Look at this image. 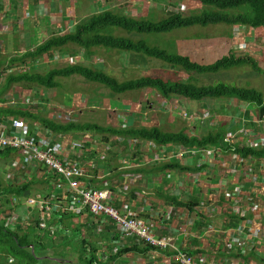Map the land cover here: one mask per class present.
Returning a JSON list of instances; mask_svg holds the SVG:
<instances>
[{"label":"rangeland","instance_id":"1","mask_svg":"<svg viewBox=\"0 0 264 264\" xmlns=\"http://www.w3.org/2000/svg\"><path fill=\"white\" fill-rule=\"evenodd\" d=\"M38 6L39 12L37 8ZM104 10H113L118 16H130L137 20L158 22L165 19L168 11H177L185 17H189L199 15L202 12L203 7L200 4L190 3V1L187 0H148V2H142V5L138 3V0H63V2H60V0H0V60L4 59L6 63V60L9 58L23 54L28 48L33 49L37 45L43 43L47 40V37L49 38L48 32H52L51 35H53V29L49 28V30L46 31L41 22L38 21L42 13H45L48 16L47 18L51 20L59 15L68 17V19H71V30L74 32L78 25L87 22L94 14ZM25 18H27L29 24H24L22 22ZM12 26H14L16 33H14L15 31H12ZM36 26H41L42 31L41 34L33 36L34 34L31 30ZM62 26L64 27V24H62ZM239 29L241 28L229 27L223 24L209 25L207 27L193 26L184 29H176L158 35H134L133 39L146 41L149 45L159 47L169 53L170 49L168 50V47H173L175 49L176 46L179 47V49L172 50L171 53H176L177 51L190 56L200 50L201 52L207 51L208 48L200 47V44L216 38L215 40L218 42L219 51L212 54L213 59L217 60L223 58V56H229V50L235 47V49H241L244 56H248L257 61L260 66H264V30L260 29L255 31L245 28L241 29L240 33L237 34ZM56 32L58 33L60 30L57 28ZM226 32L230 33L231 36L225 35L221 37V39L220 37H217V35L221 36L222 33ZM234 33L236 34L234 36L236 39L233 38ZM117 35H123L124 37L127 36L122 32ZM179 44L182 46H178ZM124 55L126 56L127 53H123L122 56L119 57L118 53L115 52L103 54V51H99L97 53H92V55L89 56L84 54L83 51L79 50L76 46L69 45L66 48L54 51L51 59L41 58L35 63L28 64V66H31L32 68L36 67L37 73L39 74H45L55 68L69 67L73 65H81L94 70L102 69L101 67H98V65H102L103 70L99 71H104L108 76L115 78L121 83L139 79L141 77L158 78L161 80L180 79V76L178 74L176 75L174 71L161 60L145 59V62H143L144 60L140 61L136 67H132L127 63H124L128 61L124 60V58H126ZM197 59L198 58H194V61L199 62ZM28 66L25 68L16 67L13 71H9L8 74L23 71L27 69ZM198 78L202 82L204 79L205 83L203 82V84L207 83L206 85L214 86L223 84L241 89L251 88L264 96V74L255 73L248 67H235L218 73L204 74L203 78ZM3 80L4 77H1L0 87L3 85ZM57 81L59 87L55 89H43L36 85H13L9 93H7V97H5L7 98L8 103L11 101L6 107L17 105L16 108H21L38 119L35 122H30L28 120L19 122L14 119H9L11 135L8 138L22 135L20 130L22 127H25L27 129L26 133L36 141L41 140L45 142L47 140L51 145H57L64 150L70 148L71 152H77L80 156L82 153L83 156L93 155L90 160L92 162L90 167H95L100 161H102L103 164H107L109 167L113 166L122 173V178L120 180L122 184L121 188L128 186L130 184V179L134 181L142 180L143 177L147 178L149 176L148 173L151 174L153 169L155 170V174L156 172L167 173L162 175V178L169 177V175L171 176V173L169 172H173L174 170L183 171L186 167L183 160L186 158L200 157L206 160V156H210L205 151L206 147H185L180 144L156 146L153 144L154 146L148 147L147 150L145 149L149 154L144 153V166H139L137 164V156H139V153L138 149H135V143L133 144L134 146L129 145L127 147L126 144L123 146V144L112 142L113 138L114 141L117 142L116 138L121 137L110 136V138H112V140L110 139V142L100 144L102 142L101 137L103 136L92 132L70 133L67 138L63 137L65 135H62L63 138L60 137L61 135H54L46 129L39 120H49L61 125L71 123L81 125L96 124L105 128L109 127L122 130L120 127L121 125H119L118 116L122 115L121 111L129 110L126 101L131 102L130 109L134 112L131 113L132 115L145 113L146 111L143 109L144 107L147 110H149V108L157 109L163 104V99L159 97L156 91L151 89L116 95L111 93L105 87L93 82H88L79 76H72L68 79L59 78ZM139 104H141L142 108L139 107ZM173 107L174 103L170 106H166V103H164L160 110H167V112H169L168 116L159 113V110L153 112L156 117L150 112L145 115V119H142L143 121L146 120L150 122L147 124L148 128H150L149 126L157 127L166 133L181 132L187 137L197 138L199 140L214 137L216 135V129L211 128L213 127V123L207 118L209 117L208 112L202 111L201 116L203 117L197 114V116H195L196 118L192 119L189 116V113L183 108H180L177 104L176 107L179 109L178 112L174 113V111L171 110ZM250 108L254 110L257 109L256 106H250ZM171 115H174V117ZM142 119H138L137 123H134L135 120L131 121L134 126L143 127L141 126V123L143 122L141 121ZM220 121L226 122L229 120H218V122ZM231 121L232 120H230V122ZM250 121L251 123L255 122L253 118H251ZM256 125L260 129H264L263 124L260 125L258 123ZM235 126L236 123L228 125L226 134H223L220 142L225 143V141L228 140L225 144L234 152V155L240 159V162L243 163V161L252 157H243L238 151H236V145L239 144L236 138H238L240 134L236 136L234 133L233 130ZM210 131L214 134L207 135ZM260 136L262 137V132L260 133ZM55 137H58V142L61 144L54 141ZM239 139H241V137H239ZM82 143L85 144L86 148L82 147ZM1 144H8L11 146L25 145L28 147L32 145L30 141H25L20 137L8 141H2ZM63 144H66V146L63 147ZM150 150H154V152L152 153ZM15 156H19V158L16 160L15 157L13 159V155H10L9 157L0 155V186H20L27 182H32L33 186L31 187L30 192L26 193L23 197L0 196V227L11 231H15L17 227H20L24 228V231H26L28 230L27 228L33 224V220L38 217L40 223L38 225L39 230L37 234L42 235L47 231L49 234L46 235L52 236L53 244H57L50 250L48 256L55 258L54 254L62 255V257L50 261L48 264H77L78 240L72 237L74 243H68L66 246H61V243L68 240V237L72 236L70 231L75 227H78L79 221H70L63 217L62 228H64V230L66 228L68 229L66 233L64 232V235L57 236L55 233L57 230L52 229L54 226L52 225V220L55 212L77 214L69 211L67 205L64 204L63 206L61 201L53 200L52 198H54V196L49 198L46 197L49 193V187L37 179L38 174L41 176L47 170L43 164H33L27 156ZM40 161L44 162L47 166H50L46 163L44 157H41ZM59 164L60 168L64 169L63 165L61 163ZM176 165L178 166L176 169L173 167L164 168L166 166ZM115 166H118V168ZM16 167H19L20 170H17L18 172H13ZM120 172L114 174L115 180L112 181V183L115 186L119 183L118 173ZM90 173L93 174V171H90ZM114 175H111V177ZM87 183H89V181ZM51 186L54 188L53 192L55 196L59 195L60 197L65 195L64 190L61 191L56 189V186ZM126 189L127 187L124 189V197H127ZM55 192L60 193L56 195ZM152 193L153 195L150 196L152 200H150V202L153 203L155 198L160 197L161 194L160 191H152ZM6 200L8 202H6ZM106 201L109 205L116 206L113 203L114 199H109L108 197ZM125 202L127 203V200ZM144 202L147 203V200L144 199ZM47 207L50 208L49 211L46 210ZM174 209L176 208L174 207ZM87 211L97 220H100L102 217L94 216L89 209H87ZM197 213L199 215H204L207 218H211L213 215V208L202 206L197 210ZM120 215L123 216L124 214L120 212ZM129 215L131 220L147 227L148 232L141 238L134 234L128 238H132L144 248L166 257L169 264H187L185 262H189V264H207L206 262H203L200 257L196 258L195 255L187 250L178 248L170 239L155 237L152 234L150 223H147L146 220L138 214L131 213ZM13 216L15 217V220L11 219ZM215 218L216 212L213 219ZM55 221L59 220L57 219ZM108 221L111 222L110 220ZM42 223L45 225L44 228L40 226ZM111 228L114 231V228ZM243 230L244 228H241L242 232ZM91 233H93V231H84L83 234L86 235L87 239L90 238L93 244L99 246L98 256L100 255V257L103 258L105 255L108 257L110 255V250L113 252L115 249L116 251L119 249V247H117V242L114 243V246H110L108 243L100 245L101 236L93 238L91 237ZM115 235L117 237L116 241H118V235L116 233ZM147 238H151L154 244L150 243ZM130 240H127L125 244ZM43 243L46 244L45 241H43ZM226 247V239L220 238V242L217 244L215 251H217L218 248H224V257H227L228 252L226 251ZM208 254L210 255V252H208ZM6 255L8 254L3 247V250L0 249V262H2L1 257H5ZM229 255L230 257L239 258L232 251L229 252ZM124 258L126 261L123 264H129L131 262L130 258ZM156 258L162 260L159 256H156ZM203 258L205 259L204 256ZM121 260L122 257L120 258V261ZM11 261L12 260L9 259V262ZM163 263H165V261H163ZM112 264H117V262ZM134 264L142 263H137L134 260Z\"/></svg>","mask_w":264,"mask_h":264},{"label":"trees","instance_id":"2","mask_svg":"<svg viewBox=\"0 0 264 264\" xmlns=\"http://www.w3.org/2000/svg\"><path fill=\"white\" fill-rule=\"evenodd\" d=\"M190 3L200 4L203 7L202 12L199 15L185 17L181 13L167 12L165 19L158 22H150L145 20H137L130 16H118L113 10H104L102 12L94 14L87 22L78 25L74 32L66 33L62 36H51L40 45H37L33 49L28 48L23 54L16 55L9 58L8 60H0V78L4 77L3 85L0 87V138H8L11 135L10 130L8 131L9 119H14L19 122L28 120L30 122L36 121V118L31 113L16 108L12 105L6 107L11 101L7 98V93L13 85H24V86H40L43 89H55L59 87L58 79H68L72 76H79L88 82H93L97 85L103 86L108 89L111 93L116 95H123L127 93L137 92L145 89H151L156 91L159 96L163 99L173 98H186L190 101H201V100H219V99H231L240 101L248 104L249 106H256L258 110V117L264 122V96L258 91L246 88H236L223 84L214 86H196L194 85V79L191 77L193 74H211L218 73L231 68L248 67L253 72L258 74H264V66L254 59L248 56H235L229 54L227 57L217 60L211 65L201 66L198 65L187 57H182L177 54H170L159 47L151 46L146 41L134 40V35H158L162 33H168L176 29H184L193 26L207 27L209 25L223 24L229 27H244L252 30H264V0H187ZM124 33L127 36L117 35L118 33ZM69 45L76 46L79 50L83 51L84 54L89 56L92 53L103 51V54H109L115 52L118 54L127 53V56H138L143 59H155L161 60L166 65L171 66L174 69L180 70L186 75H189V81L170 82L164 81L158 78L141 77L135 80H129L126 82H118L115 78L108 76L104 71L90 69L81 65H73L63 68H55L46 72L45 74L37 73L36 67L28 66V64L35 63L41 58H50L52 53L56 50H61ZM125 60V59H124ZM5 64V66H4ZM19 65V66H17ZM34 65V64H33ZM32 65V66H33ZM4 66V67H3ZM27 69L17 72L10 73L16 67ZM40 123L48 129L54 135H68L70 133H89L101 134L103 143L109 141L110 136L129 138L134 140L136 146L139 147L142 142H148L156 146H163L169 144H180L185 147H207L222 143L221 138L223 137L222 132L216 134L214 137L206 139H197L187 137L181 132L177 133H166L157 127H128L125 130H118L115 128L101 127L96 124H58L49 120H39ZM10 125V124H9ZM138 142V143H137ZM263 147L260 150H254L245 148L243 145H236V151L243 157H252L259 161L264 160V131H263ZM82 147L86 148L83 145ZM17 151L11 149L9 146H0V155L9 157L13 155V159L19 158L15 155ZM83 155H81V158ZM102 165L103 163L100 162ZM98 165V164H97ZM98 165V166H99ZM98 166L86 167L85 173L88 176L86 182L89 181V185H92L95 189H104L113 193L106 186L102 188L96 187V176L98 178ZM175 168L176 166H166V168ZM19 167H16L13 172H18ZM116 170L117 169H111ZM93 171V174L90 173ZM95 171V172H94ZM115 172V171H112ZM93 175L94 179L90 180V176ZM43 180H39L41 183L49 186L48 195L46 197H53V200L61 201L63 206L66 204L70 207V192L67 187H62L65 191L64 196H55L53 192L52 183L59 180L58 176H46L42 177ZM95 183L93 184L92 183ZM64 183V181H62ZM32 182H27L22 185H6L0 186V196H11V197H23L26 193H29ZM52 189V191H51ZM6 202H8L6 200ZM1 212V211H0ZM82 214L87 216L89 226L87 230L91 233V237H100V245L103 243L104 234L100 233L101 223L95 219L89 212L84 211L81 214H65L54 213L52 229L56 235H64L67 232V228H62L63 217L71 220L73 217H82ZM59 221H55V220ZM55 221V222H54ZM40 219L37 217L33 220V224L28 227L26 231L24 228L17 227L15 231L8 230L0 227V249L6 250L7 254L5 257H1V261L5 262L0 264H48L50 261L57 260L62 257L61 254H54L55 258L48 256V253L57 244H53L52 236L46 235L49 232H45L42 235L37 234L39 230ZM51 224V222H50ZM49 224V225H50ZM110 227V226H109ZM38 228V229H37ZM83 228H74L71 237L61 243V246H66L68 243L72 244L74 241L72 237L78 240V263L77 264H112L117 262L120 258H124L130 254H138L140 250L146 249L140 248V244L135 240H131L129 245H123L113 254L110 250V255L107 257L98 256L99 246L93 244L90 238L87 239L86 235L83 234L85 231ZM104 227L103 229H105ZM111 228V227H110ZM110 231V230H109ZM83 234V235H82ZM82 235V236H81ZM116 237V236H115ZM117 238V237H116ZM43 241L46 242L43 243ZM246 252L244 250L237 251L239 258L246 259ZM46 256V257H45ZM9 259L12 261L9 262Z\"/></svg>","mask_w":264,"mask_h":264},{"label":"crops","instance_id":"3","mask_svg":"<svg viewBox=\"0 0 264 264\" xmlns=\"http://www.w3.org/2000/svg\"><path fill=\"white\" fill-rule=\"evenodd\" d=\"M60 2H63V0H60ZM142 2H148V0H138L140 5H142ZM37 8L39 12V6ZM47 17L48 16L45 13H42L38 21L41 22L46 31H48L49 28L53 29V35H51L52 32H48L49 37L62 36L66 33L73 32L71 30V19H68V17L59 15L53 18V20L48 19ZM24 20L22 21L24 24H29L27 18ZM62 24H64V27ZM57 28L60 30L58 33L56 32ZM240 28L245 29L244 27ZM11 29L13 32L15 31L14 26H12ZM241 29H239L237 34L240 33ZM31 31L34 34L33 36H36L37 34H41L42 28L41 26H36ZM14 33H16V31ZM225 35L231 36L230 33L226 32L222 33L221 36L217 35V37H220L221 39V37ZM235 35L236 34L234 33V39H236L234 37ZM215 39L216 38L212 39L213 41L210 40L200 44V47L208 48L207 51H197L194 54H191V57L187 54L177 51L176 53H171L172 50L179 49V47L176 46L175 49L173 47H168V50L170 49V54H177L182 57H187L190 59V61L198 65H211L219 60L213 59L212 57L213 53L219 51L218 42ZM211 41L212 43L210 44ZM178 46L182 45L179 44ZM229 53L234 54L235 56L244 55L241 49H235V47L231 48L228 54ZM118 55L119 57L122 56L121 54ZM194 58H198L197 61L199 62L194 61ZM124 59L125 61L128 60L124 63H127L132 67H136L140 61L144 60L143 62H145V59L142 57L134 55H129ZM98 67L103 69L102 65H98ZM168 67L172 69L176 75L178 74L180 79H167L164 81H189V75H186L182 71L174 69L171 66ZM203 75L193 74L191 76L194 79V85L212 86L206 85L207 83L203 84L204 79L202 82L198 78H203ZM126 102L129 106V110L121 111L122 115L118 116L119 125H121L120 127L122 130L127 129L128 127L134 128L133 122L131 120H135L134 123H137L138 119H145V115L148 113L159 111L164 103H166V106H170L172 103H174V107L171 109L174 111V113L179 111V109L176 107L177 104L180 106V108H183L185 111H187L192 119H195L197 114L201 116L202 111L208 112L209 117L207 118H209L213 123V127L211 128H215V132L217 133L222 132V134H226L228 125L236 123L233 131L236 136L240 134L236 139L237 142H239V144L243 145L244 147L246 146L247 148L258 151L263 146L262 140L264 129H260L256 124L259 123L260 125H264V122L259 119L258 110L251 109L248 104L240 101L231 99L201 101H190L184 98H173V100L163 99V104L161 107L159 106L157 109L149 108V110L144 107L143 109H145L146 112L143 114L136 113L137 115L131 114L134 113L130 109L131 102ZM139 105V107L142 108L141 104ZM159 113H163V115L166 116L169 115V112L164 109H161ZM171 116L174 117V115ZM251 118H253L255 122L251 123ZM143 119L141 121H143ZM218 120L229 121L218 122ZM230 120L232 121L230 122ZM149 123V121L145 120L141 123V126L148 128L147 124ZM9 124L10 123H8V131L10 130ZM261 132L262 137L260 136ZM210 134L212 135L214 133L211 131L207 133V135ZM63 137L67 138L68 135ZM239 137H241V139H239ZM110 139L112 140V138ZM110 139L107 142H110ZM54 141L58 144H61L58 142V137H55ZM116 141L117 142H115L113 138V143H120L123 144V146L126 144L127 147L136 143L132 139L123 138H116ZM100 144L105 143L101 142ZM83 145L85 146V144ZM64 146H66V144H63V147ZM151 146L154 145L148 142H142L139 147H135V149H138V155L140 156H137V164L139 166H144V153H148L146 150ZM205 151L210 155L206 156V160L200 157L186 158L183 160L185 163L184 165L186 166L183 171L174 170L173 172H169L171 173V176L168 174L169 177L162 178V175L167 173L156 172L155 174V170L153 169L151 174L148 173L149 176L147 178L143 177L142 180L134 181L130 179V184L126 186L127 197L123 196L124 189L126 187L121 188L122 184L120 180L122 178V173L118 169L117 171L111 170L115 169L113 166L109 167L107 164L99 165L100 163H98V178L96 176V183L95 181L94 183L96 187L102 188L103 186H106L107 189H110L113 192V203L116 206L110 205L112 208L117 211H121L123 208V206H120L121 201L127 200L125 209H127L130 213L138 214L143 219H145L147 223H150L152 234L155 237L170 239L172 243L178 248L187 250L191 254L195 255L196 258L200 257L202 261L206 262L207 264H224L226 262L229 264H264V160L259 161L255 158H248L243 161V163H241L240 159L234 155V152L231 151L224 142L207 146ZM150 152L153 153L154 150H150ZM92 156L93 155H86L84 157L82 156L83 158L80 159L81 156L78 155L77 152H71L69 150L68 154H65L62 159L64 158L67 162H78L81 165L83 171H85L86 167H90L92 164L90 161ZM115 167L118 168V166ZM95 168H97V165ZM117 172H120L118 173L119 183L117 186H115L112 181L115 180L114 174ZM93 175L89 177L90 180L94 179ZM111 175L114 176L111 177ZM39 176L40 175L38 174L37 179ZM40 180H42V177H40ZM51 185H53V183ZM152 191H160L161 194L160 197L155 198L153 203L150 202V200H152L150 196L153 195ZM59 193L60 192H55L56 195ZM144 199L147 200V203L144 202ZM202 206L213 208V215L211 218H207L204 215H199L197 213V210ZM174 207L176 209H174ZM215 212L216 218L213 219ZM75 220H77V222L79 221L77 227L78 229H81L85 226V231H89L87 228L90 226L88 225L89 222L85 214H82V217L75 216L70 221ZM240 223L243 224L242 227L239 226ZM104 226H106V228L99 231L100 233L104 234L103 243H108L110 246H114V243L117 242V238L115 237L116 235L112 228H110L108 225ZM240 228H244L243 232H240ZM220 238H234L232 242V250L236 248V251L234 252L236 255L238 249L243 250L242 248L237 247L239 246V239H242V246L245 248L247 247L246 255L244 254L246 259L230 257L229 254L227 257H224V248H218L217 251H215L217 244L220 242ZM131 240L125 245L133 243ZM142 247L143 246H140V248ZM208 252H210V255ZM156 256H159L163 261H165V263H163L162 260L157 259ZM129 258L131 260L129 264H134V260L135 262H141L142 264H169L166 257L158 255L149 249L140 250V253L135 255H127L126 259ZM125 261V258H122L121 261H117V264H123Z\"/></svg>","mask_w":264,"mask_h":264},{"label":"built area","instance_id":"4","mask_svg":"<svg viewBox=\"0 0 264 264\" xmlns=\"http://www.w3.org/2000/svg\"><path fill=\"white\" fill-rule=\"evenodd\" d=\"M20 131L22 133V135L20 136H13L11 138L3 139L0 138V146H9L11 149L20 151L24 156L29 157L33 164H43L47 168L46 172L43 174V176H46V178H48V176H58L59 180H56L53 185L56 186V189L61 191L63 190L62 187L64 186H66L67 190H69L70 207L67 206V209L69 211H72L75 214H81L89 209V211L94 216H102L99 220L101 223L100 230H103V228L106 227L104 225L113 227L114 232L118 235L119 238L117 241V247L123 246L127 240L132 239L128 237L133 234L137 235L140 238L146 235V233L148 232V228L130 219L129 214L131 213L127 209H125V200L121 201V206H123L121 211L113 209L112 207L107 205L106 201L108 197L109 199H114V195L112 193L104 189L93 188L92 185H89L86 182L88 176L86 175L85 171H83L81 165L78 162H67L64 158L62 159L65 153L68 154L70 148H66V150H64L57 145H51L47 140L45 142L41 140L36 141L33 137L29 136L26 133L27 129L25 127H22ZM17 137H20L25 141H30L32 145L28 147L25 145L11 146L8 144H1L2 141H8ZM227 141H225V143ZM41 157H44L46 163L50 166H47L44 162L40 161ZM59 163L63 165L64 169L60 168ZM62 181H64V183H62ZM46 210L49 211L50 208L47 207ZM120 212L124 215L121 216ZM11 219L15 220V217L13 216ZM108 220H110L112 223ZM40 226L42 228L45 227L43 223ZM239 226L242 227L243 224L240 223ZM240 232H242L241 228ZM147 239L148 241H150V243L154 244L151 238ZM233 239L234 238L226 239V251L228 252V254L231 251H236V248L232 250ZM238 245L239 246L237 247L242 248L246 252L247 247L245 248L242 246V239H240ZM115 251L116 249L112 253L114 254ZM185 263L189 264V262Z\"/></svg>","mask_w":264,"mask_h":264},{"label":"clouds","instance_id":"5","mask_svg":"<svg viewBox=\"0 0 264 264\" xmlns=\"http://www.w3.org/2000/svg\"><path fill=\"white\" fill-rule=\"evenodd\" d=\"M17 153H19L18 155H21V156L25 157L20 151H17ZM40 177H43V175L39 176L38 180H40Z\"/></svg>","mask_w":264,"mask_h":264},{"label":"bare ground","instance_id":"6","mask_svg":"<svg viewBox=\"0 0 264 264\" xmlns=\"http://www.w3.org/2000/svg\"><path fill=\"white\" fill-rule=\"evenodd\" d=\"M107 205H109L108 203H107ZM110 206V205H109ZM111 207V206H110ZM114 209V208H113Z\"/></svg>","mask_w":264,"mask_h":264}]
</instances>
